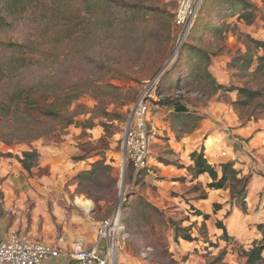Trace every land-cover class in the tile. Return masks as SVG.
<instances>
[{
  "label": "rangeland",
  "instance_id": "rangeland-1",
  "mask_svg": "<svg viewBox=\"0 0 264 264\" xmlns=\"http://www.w3.org/2000/svg\"><path fill=\"white\" fill-rule=\"evenodd\" d=\"M245 1L257 7L253 25L227 16L233 3L240 10L235 0H205L179 44V0H1L0 100L17 86L46 104L78 96L61 111L95 126L39 114L0 125L19 136L12 145L0 139V230L71 250L93 244L100 223L120 210L119 264H254L264 245V73L255 72L256 58L249 70L234 63L248 51L241 32L264 41V0ZM158 77L148 166L135 177L125 129L137 97ZM217 84L260 93L240 98ZM33 150L27 171L20 158ZM195 151L220 175L232 162L251 178L243 202L188 169ZM78 197L91 205L79 206Z\"/></svg>",
  "mask_w": 264,
  "mask_h": 264
},
{
  "label": "trees",
  "instance_id": "trees-1",
  "mask_svg": "<svg viewBox=\"0 0 264 264\" xmlns=\"http://www.w3.org/2000/svg\"><path fill=\"white\" fill-rule=\"evenodd\" d=\"M240 5V10L235 9V4L230 7V12L227 16L235 18L236 23L242 22L246 26H251L255 23L257 14L255 11H257V7L250 2H247L245 0H235ZM1 2V0H0ZM238 7V6H236ZM138 9L135 8V11ZM221 30V28H220ZM240 35L245 37L247 48V53L241 56V59H237L236 63L234 65L238 64L237 68L239 70H249L252 65L255 63V58L257 61V67L255 72H263L264 73V41L263 40H257L254 37H252L247 32H241ZM254 49L255 52L252 55L251 50ZM193 50V49H192ZM189 50L188 53L193 52L198 54V59L201 61L204 58H208L207 62H210L209 55L205 52V50ZM185 51V50H184ZM242 64L240 65L241 61ZM233 65V66H234ZM210 77V74H207L206 78L208 79ZM198 79L200 81L203 79L202 76H198ZM160 82L158 84L157 91L159 93L160 89ZM216 90L219 89H227V90H237L238 95L240 98L245 99H253L260 93V91L257 90H250L246 87H237V86H229L226 87L223 84H217ZM62 95H56V97L50 101L48 104L46 102L41 101V97L33 92L30 88H22L20 86H17L15 90L11 94L7 96V100H0V125H5L11 122H17L29 119L36 114L41 115L43 118L47 119H58L61 120H67L69 124L77 123L79 125H82L83 128L89 129L93 128L95 124H93L91 118L83 120V121H75L71 117H66L65 113L61 111V108L64 110H67L69 107L72 106L74 101L78 99V96H70L71 98H65L66 102L64 104H60V100L62 99ZM175 110L178 111V113L186 114L188 111L186 110V107L182 104H176ZM29 124V123H26ZM16 132L11 130H4L0 126V139L2 141L6 142L8 145H12L14 143V138L16 137ZM17 137H19L17 135ZM38 156V153L36 150L33 151H24L23 157L20 158V162L22 163L23 167L30 171L32 165L29 163V160L33 157L34 159ZM191 160L193 162L192 165L188 167L190 171H194L196 177L199 175H203L205 173L209 174L210 178L212 179V182L208 184L209 188L218 190V189H227L230 188L231 190V197L233 199V202H243L246 194H247V187L251 180L249 176H242L240 175V172L234 167L235 164L232 162L223 164L221 167V175L219 174V171L216 169L215 166L208 163L207 159L205 158L203 153L193 152L191 154ZM132 168V167H131ZM142 173V172H141ZM195 209V213L197 216H202L203 220H207L209 218V214L203 213L200 210ZM146 210H148L146 208ZM219 227L223 229L224 235L228 234L227 228L224 224L220 223ZM174 230L177 234V236H180L186 240L192 241L191 236L183 234V231H185V228H181L178 224H174ZM264 251V245L261 247V249L254 250L252 254V260H249L251 263L254 264H264V256L262 255V252ZM250 258V259H251Z\"/></svg>",
  "mask_w": 264,
  "mask_h": 264
},
{
  "label": "built area",
  "instance_id": "built-area-1",
  "mask_svg": "<svg viewBox=\"0 0 264 264\" xmlns=\"http://www.w3.org/2000/svg\"><path fill=\"white\" fill-rule=\"evenodd\" d=\"M204 1L179 0L175 14V23L181 28L179 42L183 43L190 34ZM159 81L160 77L143 88L126 125L125 161L131 165L135 177L148 166L152 129L150 106L158 100ZM226 154L222 152V155ZM119 217L120 210L100 223L96 240L91 246L78 243L71 250L63 249L60 243L50 244L16 232L5 234L0 230V264H44L61 255L78 264H119L118 253L124 229Z\"/></svg>",
  "mask_w": 264,
  "mask_h": 264
},
{
  "label": "crops",
  "instance_id": "crops-1",
  "mask_svg": "<svg viewBox=\"0 0 264 264\" xmlns=\"http://www.w3.org/2000/svg\"><path fill=\"white\" fill-rule=\"evenodd\" d=\"M205 174H207V173H205ZM205 174H203V175H205ZM91 245H88V246H91ZM63 249H66V248H63ZM44 264H78V262L73 260V259H71V258H69L66 255H61L58 258H53V259L45 262Z\"/></svg>",
  "mask_w": 264,
  "mask_h": 264
},
{
  "label": "bare ground",
  "instance_id": "bare-ground-1",
  "mask_svg": "<svg viewBox=\"0 0 264 264\" xmlns=\"http://www.w3.org/2000/svg\"><path fill=\"white\" fill-rule=\"evenodd\" d=\"M178 49V48H177ZM176 59V55L174 56L173 60L174 61ZM91 201L82 197H78L77 198V204L83 208H88L91 205ZM86 210V209H85Z\"/></svg>",
  "mask_w": 264,
  "mask_h": 264
},
{
  "label": "water",
  "instance_id": "water-1",
  "mask_svg": "<svg viewBox=\"0 0 264 264\" xmlns=\"http://www.w3.org/2000/svg\"><path fill=\"white\" fill-rule=\"evenodd\" d=\"M180 43H181V41L179 42V44H180ZM178 52H179V49L177 50V54H178ZM173 58H174V56L170 59L169 64L172 63Z\"/></svg>",
  "mask_w": 264,
  "mask_h": 264
}]
</instances>
